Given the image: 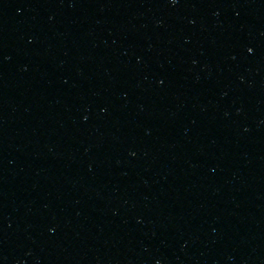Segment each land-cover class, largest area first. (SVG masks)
I'll use <instances>...</instances> for the list:
<instances>
[{"label":"water","instance_id":"obj_1","mask_svg":"<svg viewBox=\"0 0 264 264\" xmlns=\"http://www.w3.org/2000/svg\"><path fill=\"white\" fill-rule=\"evenodd\" d=\"M0 264H264V0H0Z\"/></svg>","mask_w":264,"mask_h":264}]
</instances>
